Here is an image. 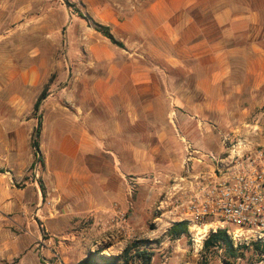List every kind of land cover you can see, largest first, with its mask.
I'll list each match as a JSON object with an SVG mask.
<instances>
[{"label": "crops", "instance_id": "0c3cea01", "mask_svg": "<svg viewBox=\"0 0 264 264\" xmlns=\"http://www.w3.org/2000/svg\"><path fill=\"white\" fill-rule=\"evenodd\" d=\"M255 1L79 0L122 47L98 34L82 41L83 21L65 29L69 51L84 46L95 74L78 76L88 98L79 113L48 94L38 137L43 194L27 174L44 64L33 45L15 67L0 56V264L82 261L102 238L104 215L133 207L122 177L136 175L130 163L147 160L145 147L171 162L177 148L184 163L185 146L216 150V128L228 131L224 143L264 144V9Z\"/></svg>", "mask_w": 264, "mask_h": 264}, {"label": "rangeland", "instance_id": "374dc122", "mask_svg": "<svg viewBox=\"0 0 264 264\" xmlns=\"http://www.w3.org/2000/svg\"><path fill=\"white\" fill-rule=\"evenodd\" d=\"M84 1L93 3L96 0ZM78 2L79 0H4L1 2V5L6 8L0 12L2 32L0 35V56L13 61L15 64L9 63L10 68H12V65L15 67L18 63H24L25 59H30V47L33 45L37 49L34 50L39 53L38 64H44V68H40L42 70L38 86L41 92L44 89L47 91V97L42 101L37 114L32 113L30 116L33 119L34 127L38 119L41 122L44 121V104L49 97L48 94L53 89L56 96L51 100L56 106L66 108L72 114L79 113L81 106H87L85 104L88 101L86 88L78 76L84 75L83 77H86L95 74V72L94 67L86 65L89 57L86 52L81 50L85 49L84 46L78 47L74 44L72 50L69 51L68 49V39L65 38L67 33L64 37V31L69 26L70 20L83 21V25L89 28L87 30L84 28L85 34L82 31L81 35L79 34L82 41L96 43L95 37H98V34L108 44L114 46L95 30L94 24L98 23L89 18V15L86 16V7L84 6L85 9L82 8ZM255 3L256 5L260 4L264 9V0H257ZM70 5L72 6L70 7ZM87 18L90 21H87ZM260 21L264 23V18H260ZM32 25L38 27V35L36 36L31 33ZM55 26L58 29L57 33L54 34L52 28ZM71 32L73 33V26ZM55 36L58 37L57 41L54 39ZM35 37L38 39L37 43L34 41ZM89 37H91L90 40ZM52 43H55L53 47ZM54 63H59L61 66H56L57 69L53 70ZM50 71L52 72L50 73ZM97 72H101V70ZM62 77L63 80H60ZM63 86H65V92L61 91ZM90 107L93 105L91 104ZM72 117L74 116L72 115ZM74 121L78 122L77 119ZM214 132L216 140H218V146L212 152L215 155H222L218 152V147L225 151L226 148L238 142L230 140V144L224 143L227 136L230 135L223 136V133L228 131L216 128ZM262 133H264V129H262ZM236 138H240V136ZM34 139L35 133L32 136L31 146ZM141 148L136 147V149ZM191 148L198 149L193 146ZM145 149L150 150L145 162L140 160L130 163L136 171V175H124L122 177L126 191L130 192L127 194L129 195L128 198H133V207L123 211L118 209L120 211H117L118 213L111 212L104 215L103 225L98 227V230L101 229L102 238L97 241L92 240L90 245L93 247L90 253L96 252L104 256H115L119 255L125 248H129L131 255L146 252L151 257L150 264H224L226 258L229 257L225 248L216 247L204 250L203 243L210 234L201 239L200 235L196 236V232H192L188 233V236L177 238L180 239L178 243L173 242L176 238L170 237L167 231L178 221H174L165 212L158 211L157 207L159 201L163 199L164 193L184 172L183 163L182 161L180 163V158L177 157V148L175 153H172L173 157L177 159L174 162L168 159L169 155L162 154L159 147L150 146L145 147ZM183 150L187 154L186 146ZM198 150L201 151L202 149L199 148ZM36 167L38 168L37 178ZM40 169V164L35 162L29 168L27 175L33 179H38V182L41 183ZM27 175L24 176L23 180L28 179ZM21 183L22 181L19 184ZM97 242L98 244L95 245ZM236 252V256H239V250ZM244 257L245 260L249 259V261L247 263L242 261L239 264H253L255 262L254 255L249 251ZM133 264H141V261L135 258Z\"/></svg>", "mask_w": 264, "mask_h": 264}, {"label": "built area", "instance_id": "2783aa9c", "mask_svg": "<svg viewBox=\"0 0 264 264\" xmlns=\"http://www.w3.org/2000/svg\"><path fill=\"white\" fill-rule=\"evenodd\" d=\"M186 151L185 174L164 193L157 210L186 222L188 233L201 239L224 231L242 253L224 264L247 263V251L255 257L253 264H264V144L238 141L222 155L191 146Z\"/></svg>", "mask_w": 264, "mask_h": 264}, {"label": "trees", "instance_id": "16d2710c", "mask_svg": "<svg viewBox=\"0 0 264 264\" xmlns=\"http://www.w3.org/2000/svg\"><path fill=\"white\" fill-rule=\"evenodd\" d=\"M72 5H70L71 7ZM95 30L100 33L104 38L109 40L111 44L117 47H122V45L117 42L113 36L111 35L109 29L107 27H103L99 24H94ZM47 91L44 89L40 93L39 97L37 98L34 106H33V114L36 115L42 101L46 98ZM37 127L35 129V139L32 142V149L33 155L35 158V162L37 164H43L40 152H39V144H38V137L41 130V121L38 119ZM33 163V165L35 164ZM32 165V166H33ZM40 188L42 194L44 193V189L42 184L40 183ZM170 237L172 238H180L184 236H188V226L187 223L184 221L174 223L167 231ZM204 250H210L216 247L225 248V251L228 256L236 257V249H233L231 242L224 231H217L214 234H210L208 238L203 243ZM239 253H241L239 251ZM242 254V253H241ZM135 258L141 261V264H150L151 257L146 252H138L134 255H131L130 249L125 248L119 255L115 256H104L100 255L99 253H90L87 255L82 261L77 264H133Z\"/></svg>", "mask_w": 264, "mask_h": 264}]
</instances>
